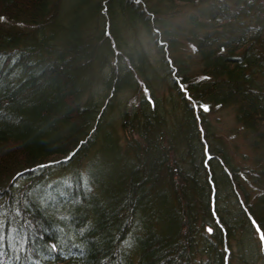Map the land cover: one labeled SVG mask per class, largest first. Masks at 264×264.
<instances>
[{
    "label": "trees",
    "instance_id": "1",
    "mask_svg": "<svg viewBox=\"0 0 264 264\" xmlns=\"http://www.w3.org/2000/svg\"><path fill=\"white\" fill-rule=\"evenodd\" d=\"M231 259L264 264V0H0V264Z\"/></svg>",
    "mask_w": 264,
    "mask_h": 264
},
{
    "label": "rangeland",
    "instance_id": "2",
    "mask_svg": "<svg viewBox=\"0 0 264 264\" xmlns=\"http://www.w3.org/2000/svg\"><path fill=\"white\" fill-rule=\"evenodd\" d=\"M19 26H21L22 28H26V26L23 23H20ZM158 92L161 94H165L167 93V90L166 88L163 87V85H161L160 89H158ZM132 97L134 96H131L128 99L129 102L138 101L137 98H132ZM208 120L211 126H213L214 129L216 130L218 136L222 137L226 142L225 144L228 145L229 149H231L232 152L231 154L234 156L235 161L241 164L242 166L246 164L241 160V157L243 153L249 151L250 149L247 141L244 139L243 136L244 134H241L239 131H237L236 132L237 135L234 136L232 133L233 127L235 128L236 126L235 123H233L234 119L231 109L230 108H223L222 110L216 109L215 111H213L208 115ZM236 262L237 261H235V259H231V264H238Z\"/></svg>",
    "mask_w": 264,
    "mask_h": 264
},
{
    "label": "snow or ice",
    "instance_id": "3",
    "mask_svg": "<svg viewBox=\"0 0 264 264\" xmlns=\"http://www.w3.org/2000/svg\"><path fill=\"white\" fill-rule=\"evenodd\" d=\"M202 107H203V109H204V111H208V106L207 105H202ZM55 246H53V248H54Z\"/></svg>",
    "mask_w": 264,
    "mask_h": 264
}]
</instances>
